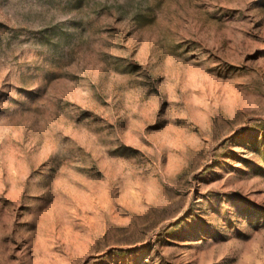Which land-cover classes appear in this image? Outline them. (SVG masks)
I'll use <instances>...</instances> for the list:
<instances>
[{
    "label": "rangeland",
    "instance_id": "rangeland-1",
    "mask_svg": "<svg viewBox=\"0 0 264 264\" xmlns=\"http://www.w3.org/2000/svg\"><path fill=\"white\" fill-rule=\"evenodd\" d=\"M0 264H264V0H0Z\"/></svg>",
    "mask_w": 264,
    "mask_h": 264
}]
</instances>
